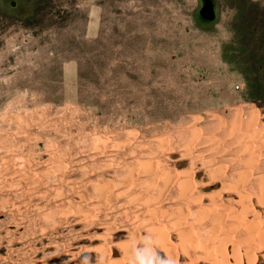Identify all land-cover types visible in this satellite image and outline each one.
Listing matches in <instances>:
<instances>
[{
	"label": "rangeland",
	"instance_id": "rangeland-1",
	"mask_svg": "<svg viewBox=\"0 0 264 264\" xmlns=\"http://www.w3.org/2000/svg\"><path fill=\"white\" fill-rule=\"evenodd\" d=\"M146 157L171 177L164 200L186 172L203 195L235 184L260 193L264 0H0V264H128L123 243L147 233L177 264L193 260L176 204L157 216L165 239L141 228L153 201L94 205L96 185L141 176ZM24 170L39 192L14 188L32 182ZM62 174L89 199L62 204V180L43 197Z\"/></svg>",
	"mask_w": 264,
	"mask_h": 264
},
{
	"label": "bare ground",
	"instance_id": "bare-ground-1",
	"mask_svg": "<svg viewBox=\"0 0 264 264\" xmlns=\"http://www.w3.org/2000/svg\"><path fill=\"white\" fill-rule=\"evenodd\" d=\"M8 152L11 153V151ZM158 153V151H155V158H157L156 154L161 155V153ZM145 159L147 160L145 161ZM122 165L120 166L122 167ZM9 167L11 166L9 165ZM88 167H90V165L86 166L84 169L87 168L86 170H88ZM139 168L140 169L138 170H140L139 172L141 173V176L138 175V177H121L117 180L116 184L111 187V190H109V188L104 189L103 187L96 185L95 189L100 193V195L95 198L94 205L110 206V204H121L118 207V209L120 210V207L121 209H124L123 207H128L134 203H137L136 205H139V203L153 201L154 208L144 207L143 209H140V211H142L144 215V219L141 223V228L144 231H150L152 229L159 230L161 237L165 239L167 237V233L165 232L161 222L158 221L157 216L165 214L164 211H169L168 213H171V208L169 209L168 204H176V207L179 210L185 212V217H182V219H180V224L178 227H176V232L179 235H186L189 238V242L191 241L190 243L181 241L184 242L181 244V248L184 254L187 256H191V258L193 259L186 261L187 263L185 262V264H244V253L243 251H241V249L243 250V248H245L244 252L253 251L255 253V255L252 254V264H264V178H262L260 181V193L255 197H252L251 190L247 186L241 184H235L232 187V194H228L229 191H217L203 195L201 193V190H199V188L195 186L194 176L191 173L186 172L183 176L179 177V185H181L179 187V195L176 197L172 196L173 200H164L163 197L165 196L166 192L175 190L167 183L171 178L169 174L166 172L165 175H163L164 169L161 168L156 160L152 157L144 158L143 163ZM79 169L81 170V167ZM94 169H91L92 171L90 170L93 175ZM14 170H16L17 173L19 169L17 170L15 168ZM98 170L100 171L101 169ZM20 171L18 172L21 173ZM88 171H85V174H88L90 172ZM25 172L27 171L24 170V174H19V176L26 178V181L27 179L32 180L30 179L31 175L29 173L28 175H25ZM92 173L89 174L92 175ZM16 175H18V173ZM37 175H32V177ZM159 177H163L164 179H166L164 186L163 183L159 182ZM42 178L45 177H41V179ZM63 178H66L63 176V174L62 177L55 178L56 180H50L51 178H48L47 182H49V186H51L49 188L46 184L48 188H45V190L42 189L41 194H43V197L44 195H49L52 190H55L56 188H54V184L60 185L59 183L61 182V180L62 184L67 183L66 185L68 186V190L70 192L74 191L75 193L77 185L74 178V182H65ZM19 180L21 181L20 177ZM38 181L40 180H32L29 186H23L21 182H17L18 184H15L14 188L16 189V185H18V189H20V191L25 194L30 191H32V193L33 191L37 192V188L39 187H37ZM55 181H57V183ZM89 182L94 183L95 181L90 180ZM22 183L24 184V182ZM10 187H13V185H11ZM26 188H28V190H26ZM59 191L60 192L55 197L58 198V200H62V204L63 202L65 203V201H67L69 203L76 202L77 205H80L79 203L83 204V201L89 199H87L82 192H77L75 193V196L72 197L67 196V194L70 193L69 191L68 193H64L63 190ZM72 193L73 192H71V194ZM38 196H41L40 193L38 194ZM59 203L56 204L59 205ZM45 205L46 204H44V206ZM135 211H137V209ZM105 214L107 217H109L110 211H105ZM51 221L52 220H50V222ZM130 228L131 227L127 226L126 224L122 225L123 230L128 231L130 230ZM132 228L133 229L131 230L133 232L131 230L129 232H126L139 233L137 232L140 231L138 227H133L132 225ZM107 238L108 237H106V235L101 236L102 240H108ZM122 246L126 248L128 252L131 250L129 242L123 243ZM161 246V255H164L165 252L171 255V250L169 248H167L165 245ZM201 246L204 250H200ZM213 249H216V252H214ZM247 249L249 250L247 251ZM203 256V260L198 259V257ZM232 258L234 259V261L232 260ZM124 262L121 259L115 264H125Z\"/></svg>",
	"mask_w": 264,
	"mask_h": 264
},
{
	"label": "clouds",
	"instance_id": "clouds-1",
	"mask_svg": "<svg viewBox=\"0 0 264 264\" xmlns=\"http://www.w3.org/2000/svg\"><path fill=\"white\" fill-rule=\"evenodd\" d=\"M157 241L151 233L145 234L139 244H133L131 250L125 253L128 256V264H177V261L168 253L161 255ZM103 258L98 257L95 264H102ZM82 264H92V258L85 256Z\"/></svg>",
	"mask_w": 264,
	"mask_h": 264
}]
</instances>
